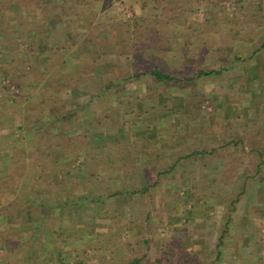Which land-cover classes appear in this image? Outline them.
<instances>
[{
    "label": "rangeland",
    "instance_id": "rangeland-1",
    "mask_svg": "<svg viewBox=\"0 0 264 264\" xmlns=\"http://www.w3.org/2000/svg\"><path fill=\"white\" fill-rule=\"evenodd\" d=\"M35 1L20 0L21 8L26 6V12L22 14L23 10L19 12V8H16L19 0H0V17L4 14L6 18L17 15L19 21L23 20L30 31L28 40L18 42L16 49L13 44L3 43L2 35L0 36V70L5 64L7 70L11 71L10 78L5 80L10 84L9 99H17L19 102V109L7 107L3 112L0 106V137H3V142L13 141L19 132L17 128L21 126L25 127L24 138L30 141L34 135L30 130L32 121L33 129L40 133L46 131L48 126L40 123L41 115L33 111L31 104L28 105L30 96L34 93V99H52L46 108L53 119L58 115L60 117L67 110L84 107L76 118L80 128L73 129L72 126L64 125L60 127L63 131H72V135H78L84 130L89 136H93V124L110 112L108 126L111 129L108 130H111L112 135H109L108 139L117 134L129 144L142 140L147 144L149 152H155L153 150L156 148L151 147L159 142L158 132L161 130L157 129V126L164 119L162 114L167 118L163 120L164 126L168 127V130H165L169 132L166 141L179 146L190 142L186 140L187 135H184L183 131H192L193 124L197 121L202 125L209 122L220 123L225 114L231 118L229 113L232 109L244 111L246 122L243 124L251 125L253 120H256L258 127L261 124L259 120L264 123V95L260 93H264V49H261L264 26L260 29L250 27L257 21L254 16L259 15V0H240V5L238 0L200 1L189 9L197 33L203 32L204 37L198 38L195 34V39L189 40V31L172 28L173 30H164L170 38L166 37V41L155 44V47L150 46V35L141 34L145 31L142 23L146 25L145 20L158 16L168 18L175 13L161 9H143L139 0H79L83 2L82 5L78 4V0H44L45 4L40 8L35 6ZM262 9L264 10V0ZM134 16L140 18L135 23ZM247 20L251 21L249 28ZM251 39L253 40L250 42ZM203 41L211 49L214 46V49L207 54L203 52L202 46H199ZM169 50L171 52H168ZM255 52L257 53L253 56ZM250 55L253 56L252 60L249 59ZM239 57L241 60H238ZM84 66H87V70ZM198 66L204 70L220 71V74L205 76L183 86L160 83L151 76H145L144 80L135 79L126 84L122 83L107 97H100L107 85L118 82L120 84L122 78L134 76L138 71L159 67L164 72L180 77L189 76L190 69ZM226 68L228 69L225 70ZM80 71L85 80L82 78L83 85L87 86L85 93L76 94L69 88L60 92L59 103L53 102L55 98H47L51 96L47 91L55 87V82L65 84L66 79L78 78ZM3 95L0 91V97ZM95 96L98 99L96 97L93 100ZM248 110L254 112L247 113ZM32 111L34 114L30 113ZM112 122L118 124L115 132ZM152 124L156 127V132L150 130ZM124 126L126 129L123 135L121 127ZM173 131L177 134L180 132L178 142L172 141ZM105 134L95 132L96 137ZM258 139L247 141L248 147H258V142L255 141ZM96 147L97 145L94 146L95 150ZM183 149H175V157L177 154L182 155L185 151ZM13 153L12 149H0V178L4 176V172L6 175L5 170L12 162ZM52 158L75 175L78 173L79 164L84 161L82 157H67L62 150L54 151ZM148 161L150 160L141 156V161L136 165L140 169L138 180L132 177L134 174H128L123 169L116 173L111 171L105 178L93 180L89 186L83 184V177L75 176L70 177L67 184L63 181L62 170L59 171L60 176L44 174L42 177L53 178V188L44 184L38 189L41 194H38L35 202L31 201L32 191L29 196H25L26 204L17 205V209L9 212L8 218L0 217V239L7 238L9 242L4 245L0 240V261L3 264H16L21 260L29 264L46 263L45 259L33 255L39 246L38 242L30 248H25V240L22 237L27 238V231L34 230L35 232L29 235L42 236L41 238L44 235L47 238L55 237L57 233L64 235L60 243L62 246L67 243L70 256L64 258L63 264H76L77 261L83 264H128L134 259H139L138 264H157L158 261H163V258H169L170 262L163 261L162 264H264V256L262 260L257 255V244L252 246V252L246 257L230 251L235 247H239L240 251L242 243L238 233L233 230L230 233L228 227L218 228L210 248L203 249L201 253L191 249L190 244L181 245L177 239L179 236L176 234V228L182 229L189 224L186 222L191 216L190 212L179 206L182 211L179 210L178 213L182 218L178 219L177 216V223L167 228L163 220L166 213L162 211L161 192L169 186L166 180L161 184L162 177H159L158 173L167 169L169 172L163 173H174H171V165L166 160L162 163L160 160L159 165L151 162V165H148L149 171H144ZM119 165L120 163L117 166L121 167ZM160 174L164 178L167 177V174ZM34 177L26 172L24 183H21L33 185L35 183H31V179ZM149 181L157 182L158 185L149 187L152 196L150 194L146 197H133L122 194H129L136 183L142 186ZM114 191L122 195L108 199L107 209H103L99 203L97 205L101 195ZM22 192L23 189L20 190V196L24 199ZM78 197L94 199L96 204L92 200L78 204ZM40 204L48 206L46 213L39 207ZM58 206L62 207V210L53 212L52 207ZM29 209L32 218L28 217ZM116 212L131 220V229L124 219L119 223L111 222ZM24 223H28L26 228ZM31 223L38 226L30 227ZM50 223L58 229L52 231L48 228ZM234 223H240V220L235 219ZM59 224L67 226L66 232L59 228ZM1 231L8 235L2 234ZM254 232L256 233V229ZM82 237L87 238L83 245L78 242ZM236 237L237 243L234 240ZM71 238L77 239L68 245ZM45 246L42 243L39 247L42 250ZM82 250L86 252L85 255H81ZM27 251L32 253L29 255ZM27 254V259H22L23 255ZM250 255L257 256L248 260ZM49 262L46 264H50ZM53 264H56L55 260Z\"/></svg>",
    "mask_w": 264,
    "mask_h": 264
},
{
    "label": "trees",
    "instance_id": "trees-1",
    "mask_svg": "<svg viewBox=\"0 0 264 264\" xmlns=\"http://www.w3.org/2000/svg\"><path fill=\"white\" fill-rule=\"evenodd\" d=\"M204 0H139V3L141 4V8L143 9H150V10H158L161 9L162 11H171L172 13H175L172 17H161L158 16V18L155 19H149L145 20V23H142V26H145L143 32L141 34L144 36L146 34L150 35L152 39L150 40V46L155 47V44H158L160 42L166 41L165 38H170L166 36V31L164 30H169L172 28H176L177 30H181V28L184 31H189L190 32V37L189 40L195 39V34H197V37H204L203 32L197 33L198 31L195 29V24L191 20V11L189 8L192 7V5ZM238 4L240 5L241 2L238 0ZM35 6L37 8H40L43 6L42 4H45V1L43 0H36L35 1ZM78 4L82 5L83 2H79ZM258 7H259V15H255V19L257 21L253 22L252 25L251 21L247 20L246 23H248V28L249 26L251 28H258L264 26V10L262 9V0H259L258 2ZM19 8V12H26L25 8L26 6H20V0H19V5L16 7ZM21 8V9H20ZM42 11V10H41ZM43 14V12H42ZM163 14V12H162ZM17 15H11L10 17L6 18V15H1L0 19V36L2 35L3 38V43L6 44H13L15 46V49L18 48V42L21 40H28L29 37V29L26 28V24L24 21H19V18L16 17ZM134 23L137 22L140 18L134 16ZM232 23H236L235 21H232ZM209 23V21H208ZM173 30V29H172ZM246 34H248V31H246ZM253 35V34H252ZM159 40V41H158ZM253 39L250 40V42ZM191 42V41H190ZM205 44V45H204ZM200 47L202 46L203 52L206 54L214 49V46L211 47L208 46L204 41L202 45H199ZM170 49V48H167ZM166 49V50H167ZM261 49H264V41L261 44ZM168 52H171L170 50ZM173 52V50H172ZM255 52L253 56L256 54ZM252 56V57H253ZM251 55L249 56V59L252 60ZM236 60V59H234ZM238 60H241L239 57ZM83 66V65H82ZM87 66H84L85 70ZM197 67V65H196ZM4 69V70H3ZM3 69L1 71L0 75V91L4 94L3 97H0V106H1V111L4 112V110L9 107V108H18L19 102L17 99L11 100L10 101V84L7 83L10 78V70H7V66L4 64ZM187 69V68H186ZM226 68L225 70H227ZM79 70V69H77ZM75 70V73L76 71ZM85 70H82L83 72ZM190 75L185 76L174 74V73H168L164 72L161 70L159 67H154L151 69H147V71H138L136 75L134 76H129L128 78L120 80L117 84H112V85H107L102 90L101 96H108L114 91L117 90V88L122 85V83H129L132 80H144L145 76H151L155 80L159 81L160 83H168V84H173V85H178V86H183L184 84H192L196 80L205 77V76H210L213 74H220V71H214V70H204L198 66V68H195L192 70L190 69ZM224 70V69H223ZM222 70V71H223ZM81 71L78 75V78H73L72 80L66 79L65 84H59L56 83L54 84V88L48 89L47 94L51 95L48 96L47 98H55L53 102L59 103V96L61 95V91L64 89H73L72 92L76 94H83L86 92L87 86L83 85L84 84V77H81ZM83 78V80H82ZM3 81V82H2ZM97 96L93 98L95 100ZM99 97V95H98ZM97 97V99H98ZM35 98V93L31 94L30 100L28 102V105L31 104L33 108V111L36 114L41 115V121L42 125H47V129L44 133H40L39 131L33 129L32 123H30V130L34 132V135L32 136L33 138L28 141L26 138H24V131L25 127H18V134L16 135L15 139L13 141H2L3 137H0V149H12L13 154L11 156V164L7 166L6 168V175L4 172V176L0 178V217H7L9 216V212L17 209V205L26 204V197L29 196L32 191V202H35L37 200V190L42 188L44 184L50 186L53 188L54 186V181L53 178L47 179L46 177H42L44 174H51L53 176L59 175L63 173V181L67 182V184L70 182V177L75 176V177H83V184L86 186H89L92 184L93 180L97 179H103L106 177V175L109 172L116 173L120 170H125L126 173H132L134 174V179L138 180V172H137V164L141 161V156L144 155L147 151V149L144 146V143L142 140H135L133 143H125L124 139L119 137V135H115L114 137L111 136L112 139H108L109 135L111 134V127L108 126V122L110 121L111 113L107 112L105 114L104 118L97 119L96 122L93 124V129H94V134L93 136H89L90 134L86 133L84 130L81 133L79 132L78 135H72V131L66 132L60 129L61 126H72L73 129L78 128L79 124L77 123L76 118L79 116V113L83 110V106L78 107V110L76 109H70L67 110L63 115L60 117L55 116V118H51L50 116V111L47 110L48 105L52 99H46V100H39V99H34ZM39 100V101H38ZM92 100V101H93ZM47 107V108H46ZM109 110V109H108ZM106 110V111H108ZM30 112V113H33ZM29 112V111H28ZM34 114V113H33ZM30 116V115H29ZM162 117L164 119H167L164 114H162ZM164 119H162L160 124L157 126L158 128L164 127ZM113 124V130L116 128L118 124ZM132 126H130L131 128ZM80 128V127H79ZM78 128V129H79ZM126 126L121 127V132L124 135L125 133ZM105 132V136H99L96 137L95 132ZM116 130V129H115ZM114 130V132H115ZM159 131V130H158ZM180 133V132H179ZM184 135H187V131H183ZM121 134V133H120ZM121 136V135H120ZM169 136V132L167 131H160L158 132V138L159 142L153 143L154 146H160L162 145V148H167L170 150H175L177 145H171L166 141V139ZM114 138V139H113ZM178 134L173 131L172 135V141L177 142ZM187 140V139H186ZM78 142V143H77ZM76 145V147H71L72 145ZM96 150L94 146H96ZM183 146V145H181ZM62 150L64 155L67 157H74V159H82V161L77 169V175L74 174L73 171L70 169L64 168L62 164L56 163V161L53 160V152ZM198 154V153H197ZM83 155H86L83 157ZM175 157H172V160H174ZM120 163L118 167L117 165ZM176 163L177 161H174V164L171 165L170 171L173 169H176ZM14 170V172H13ZM11 172L13 175H8V173ZM26 172H29V175L35 176L32 178L31 183H35L33 185H24L23 181L25 180V175ZM33 173V174H32ZM15 175V176H14ZM39 175V177L36 178V176ZM159 177H162L161 174L158 175ZM36 178V179H35ZM46 178V179H45ZM28 180V179H26ZM22 182V183H21ZM149 186H155L157 185V182L151 183V181L147 182ZM147 185V186H148ZM24 186V187H23ZM139 185L136 183L134 184V188H138ZM133 188V190H134ZM23 189L22 196L24 199H21L20 196V190ZM34 189V190H33ZM116 191V190H115ZM112 192L108 195H101L99 197L98 203L102 205L103 209H107V201L108 199H112L116 197L120 193H115ZM81 198V197H80ZM78 197V204L80 202L84 201H90L92 200L93 203L95 202L94 199L91 198H81ZM96 204V202H95ZM39 207L43 208V211L46 213L45 209H48V206L40 204ZM31 209H29L28 217L32 218L31 215ZM53 212H57L62 210V207H52ZM27 214V213H26ZM44 215H42L43 217ZM17 218V217H16ZM19 220V218H17ZM28 234H32L31 231H28ZM35 243L30 240H25L24 245L25 248H30L32 245ZM83 253L81 255H85L86 252L82 250ZM165 253V252H164ZM169 254V253H168ZM139 259H134L130 261L128 264H138ZM36 261V260H35ZM163 261H166L167 263L170 262L169 258L164 259ZM162 260L158 261L157 264H162ZM61 263L63 261L61 260ZM16 264H29L25 263L23 260L17 261ZM76 264H83L81 261H77ZM170 264V263H169Z\"/></svg>",
    "mask_w": 264,
    "mask_h": 264
},
{
    "label": "crops",
    "instance_id": "crops-1",
    "mask_svg": "<svg viewBox=\"0 0 264 264\" xmlns=\"http://www.w3.org/2000/svg\"><path fill=\"white\" fill-rule=\"evenodd\" d=\"M260 93L264 95L262 91ZM232 110L229 113L231 118L225 114L220 123L209 122L202 125L197 121L193 124L192 131L190 130L186 136L190 142L182 146L185 150L182 155L177 154L175 157L174 150L162 148V145L159 147L153 145L151 148H156L153 150L155 152L147 150L142 155L150 160L146 162L144 171H149L148 165H151V162L159 165L160 160V163L166 160L168 164L173 165L174 161H177L176 169L171 171L174 174L163 173L169 172V169L160 172L167 174L165 178L161 175V184L166 180L169 186L161 192V200L162 211L166 213L163 220L168 229L174 226L173 223H177V216L178 219L182 218V215L179 216L178 213L179 210L182 211L179 206H183L184 210L190 212L191 216L186 222L189 224L183 226L182 229L177 227L179 224L176 226V229H178L176 234L179 236L177 239L180 240L181 245L190 244L191 249L194 248L195 251L201 253L203 249L210 248L218 228H221V226L223 229L228 227L230 233L231 230L238 233V236L241 237L240 243H242L240 251L239 247L231 248L230 251L239 254L241 257H246L249 252H252V246L257 244V255L262 259V256H264V123L259 120L261 124L258 127H256V120H253L251 125L249 123L247 125L243 124L246 122L243 115L244 111ZM252 112L254 111L248 110L247 113ZM262 112H264V108ZM240 121L242 125L238 123ZM155 129L156 127L152 124L150 130L156 132ZM165 129L168 130V127L164 126L159 130L166 131ZM178 137L180 138L179 133ZM254 138H259L255 140L258 142V147L252 149L248 147L247 141H252ZM144 146L148 149L146 143ZM182 147L177 145L176 149L180 150ZM172 157H175L174 160H172ZM153 168L155 167H151V169ZM139 170L137 168V172ZM132 177L134 178V175ZM156 179L158 178L156 177ZM149 187L145 184L132 190L129 194H122L133 197L150 196ZM37 194H41L40 191L37 190ZM186 201L188 202L186 203ZM186 207L188 208L186 209ZM61 215L63 218V214ZM121 219L126 220L124 222L131 229V220L122 217L118 212L113 215L111 222L119 223ZM235 219L240 220V223H234ZM26 224L28 223H24L25 228ZM63 224L58 226L66 232L68 228ZM35 226H38V224L31 223L30 225V227ZM52 226L53 223H50L48 228L52 231L58 229ZM255 229L256 233L254 232ZM39 231L41 232V230ZM2 234L8 235V233ZM41 237L27 234V238H22L34 243L38 242L39 246L42 243L46 245L42 250V246L35 249L33 255H36L37 258L45 259L46 263L50 261V264H53L54 260L56 264H63L61 260L65 262L64 258L70 256V247L67 248V243H64L63 246L60 243L64 235L57 233L55 237L47 238L45 235V238ZM76 239L71 238L68 245ZM0 240L4 245L9 243L7 238ZM86 240L87 238L82 237L78 242L83 245ZM234 240L235 243L238 242L237 237ZM27 252L29 255L32 253V251L31 253L30 251ZM28 254L23 255L22 259H27ZM255 256L250 255L247 258L252 260V257ZM46 263L44 262V264ZM0 264H3V262L0 261Z\"/></svg>",
    "mask_w": 264,
    "mask_h": 264
}]
</instances>
